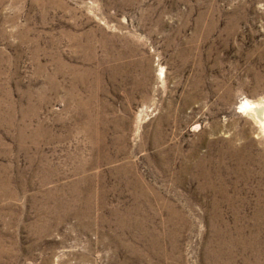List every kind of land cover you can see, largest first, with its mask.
<instances>
[{
	"label": "rangeland",
	"instance_id": "1",
	"mask_svg": "<svg viewBox=\"0 0 264 264\" xmlns=\"http://www.w3.org/2000/svg\"><path fill=\"white\" fill-rule=\"evenodd\" d=\"M244 99L264 0H0V264H264Z\"/></svg>",
	"mask_w": 264,
	"mask_h": 264
},
{
	"label": "bare ground",
	"instance_id": "2",
	"mask_svg": "<svg viewBox=\"0 0 264 264\" xmlns=\"http://www.w3.org/2000/svg\"><path fill=\"white\" fill-rule=\"evenodd\" d=\"M240 108L242 109H252L254 118L264 126V99L260 100H249L244 99L240 104ZM251 112V111H250Z\"/></svg>",
	"mask_w": 264,
	"mask_h": 264
}]
</instances>
